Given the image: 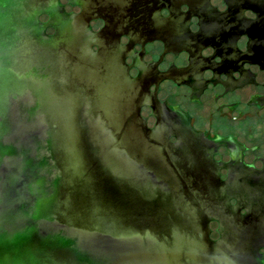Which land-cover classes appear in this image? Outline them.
Here are the masks:
<instances>
[{"label":"water","instance_id":"water-1","mask_svg":"<svg viewBox=\"0 0 264 264\" xmlns=\"http://www.w3.org/2000/svg\"><path fill=\"white\" fill-rule=\"evenodd\" d=\"M0 264H264V0H0Z\"/></svg>","mask_w":264,"mask_h":264}]
</instances>
